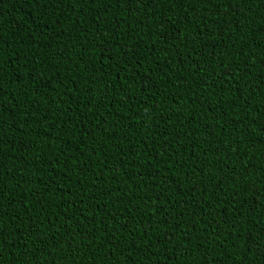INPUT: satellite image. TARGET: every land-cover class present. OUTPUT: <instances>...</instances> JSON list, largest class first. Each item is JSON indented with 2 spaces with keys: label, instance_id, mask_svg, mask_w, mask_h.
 <instances>
[{
  "label": "trees",
  "instance_id": "obj_1",
  "mask_svg": "<svg viewBox=\"0 0 264 264\" xmlns=\"http://www.w3.org/2000/svg\"><path fill=\"white\" fill-rule=\"evenodd\" d=\"M0 264H264V0H0Z\"/></svg>",
  "mask_w": 264,
  "mask_h": 264
}]
</instances>
